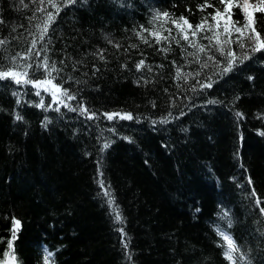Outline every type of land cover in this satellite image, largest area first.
<instances>
[{
  "label": "trees",
  "instance_id": "obj_1",
  "mask_svg": "<svg viewBox=\"0 0 264 264\" xmlns=\"http://www.w3.org/2000/svg\"><path fill=\"white\" fill-rule=\"evenodd\" d=\"M54 2L61 10L42 45L47 13L55 14L48 0H0V39L6 41L0 65L15 63L16 72L28 73L25 79H43L44 69L35 65L47 57L59 70L53 83L75 96L57 92L53 102L51 85L45 91L0 80V264L10 251L15 264H43V246L54 264H229L218 237V229L228 227L246 263L262 264L264 48L251 49L264 41V12L254 13L255 33L233 32L230 43L217 37L225 53H235L225 72L227 57L204 39L223 31L207 30L215 26L209 14L224 8L220 0H207L211 6L203 10L206 0ZM241 9L230 10L240 26L246 23ZM157 12L169 17L156 19ZM185 33L205 47L199 62ZM34 38L32 58L20 59ZM208 78L211 87L202 88ZM65 103L83 104L100 118L87 119ZM103 113L133 119L110 121ZM101 178L114 192L126 237L101 194Z\"/></svg>",
  "mask_w": 264,
  "mask_h": 264
},
{
  "label": "snow or ice",
  "instance_id": "obj_2",
  "mask_svg": "<svg viewBox=\"0 0 264 264\" xmlns=\"http://www.w3.org/2000/svg\"><path fill=\"white\" fill-rule=\"evenodd\" d=\"M49 4L51 5V7L53 9H55V14L52 12H48L46 19L44 21V26L43 28L40 30V36H39V40L41 42V44L43 45L44 40H45V35L48 32V26L50 22H54L55 20V15H58L60 12V7L54 2V0H48ZM76 0H66V4L65 6H67V4H72L75 3ZM261 4H264V0H260ZM21 3H23V0H21ZM40 3L43 4L44 0H40ZM220 3L224 5L223 10L221 11L220 9H216L214 11L213 14H209L211 16V19L213 21H215V26L213 25H209L208 26V31H213V27L220 29L222 28V32L216 31L213 32V36L211 37H204V39H207L209 41V47H216V50L219 51L221 53V55H225L227 57V66L223 69V71L227 72L229 70L232 69V67L234 66V62H235V53L229 49L226 53L225 50L222 46H218L221 45V41L219 39H217L218 36L223 35L226 37V39L223 41V43H230L231 42V34L233 32L235 33H243L245 30L251 29V31L253 33H255V29L252 28V25L255 23V19H254V14L253 12H250L249 9V5H248V0H244V5L242 7V11L245 13V20L246 23L243 24L242 26H240L238 24V22L236 21H232L231 20V8L233 6L236 7H240L239 3H235L234 4V0H220ZM211 5H209L207 3V0L205 2L204 5L201 6V10H203V8L205 7H209ZM25 7H27V5H25ZM37 11H45V9L42 8H38ZM254 11H258V12H264V7H257L254 9ZM161 17L167 18L169 17V13L167 12H157L155 14V18L159 19ZM35 17H33L34 19ZM179 20L183 21L184 24L188 25V29L191 30L193 28V26L191 24L188 23L187 19L184 18L183 16H181L179 18ZM2 22V21H0ZM172 23L179 28V24L178 21L173 19ZM207 23V18H205L204 20L201 21V23L199 25H196L195 30L191 32V36L195 37L197 32L201 31L204 29V25ZM144 31H148L147 29H144ZM169 34L171 33V30H168ZM138 36L141 35V33H137ZM150 35H154V33H150ZM167 39V37L165 38ZM182 39H184L185 41H188V46L189 47H196L198 49L197 52L194 53H190V55H193L196 57L197 62H199V55L198 53H202L205 51V47L202 45H196L194 40H190L189 39V35L188 34H184L182 36ZM216 40V44L213 45L212 41ZM249 40H252V37L249 36L248 37ZM256 40H259V34H256ZM50 43V39L48 41ZM236 42L238 43L239 47L241 49L245 48V44L243 43V41L241 40V38L238 36L236 38ZM6 43L5 40L0 39V45H4ZM145 43H147V40H145ZM157 43H159V39L157 40ZM36 44L37 41L34 38L31 44V47L27 50L26 54L24 56H20V54H17V56L20 59H31L32 55H33V49L36 48ZM117 47H119V45H117ZM261 48H264V41H260L258 44L254 43V46L252 47V51H259ZM163 50V49H162ZM36 57L39 58V51L36 52ZM245 59H248L249 57L247 55H245L244 57ZM13 60H15V58H13ZM208 60H213L212 56L208 57ZM242 62V61H241ZM144 65V61L141 60L138 65H137V70L139 71L140 68ZM18 67V65H16L15 63H13V66L11 68H5L2 65H0V80L6 79V78H11L15 83L20 84V83H28L31 84L33 87L40 89V88H44L45 91H49L50 89L45 87L46 85H51V90H52V97H53V102H55L57 100V96L56 93L60 92L61 95L63 97H66L68 100H72L75 99L74 95H70L69 92L65 89L62 90L61 87L55 83H53V80L55 79L54 77H52V73L53 72H57L59 71L56 68L55 63L53 62L51 65H49L48 63V59L47 57H45L43 59V61L41 63H38L35 65L36 68H43L46 76L43 79H33V78H27L25 79V77L28 76L27 72L24 73H18L16 72L14 69ZM28 67H33V65H28ZM201 67H207V63H204L201 65ZM150 70V69H149ZM188 75H191V73H189ZM197 76L200 75L199 72L196 73ZM51 77V78H50ZM177 78H181L180 77V71H177ZM186 79V77H185ZM147 82V81H145ZM211 78H208V82L207 83H201V87H211ZM37 95H40L39 91H37L36 93ZM61 103H63V100L60 101ZM209 103H216V101H209ZM39 107H44L43 104V100H41V103L38 105ZM64 107H68L71 111H77L79 112L81 115H86L87 119H99L100 116H98L96 114L95 111L90 110L88 107L84 106L83 104H79L76 107H72L69 104H64ZM57 111H59V108L56 109ZM103 116H106L108 120H112L114 117L118 116L120 119H128L131 120L133 119V116L131 113H125V114H121V113H103ZM240 113H237V116H240ZM17 119H22L21 116L17 115L16 117ZM166 122L164 120L161 121ZM155 123V122H154ZM261 135H264V133H261ZM110 145L108 143H105L103 145V148H108ZM100 176L103 177V173H100ZM99 186L102 189V195L106 198V203L109 205V207L112 210V214L114 217V222L116 224L121 225V227H119L117 229V231H119L122 235V237H126V233L124 232V228H123V224H124V218L122 213L119 211V207L116 204V200H115V195L114 192L111 188L110 184H105V181L103 178H101L99 181ZM249 183H251V179H249ZM254 194V193H253ZM256 203L259 205L261 203L260 200H257ZM261 213H264V208L260 209ZM231 222H229V226H230ZM19 227V221H14V228H18ZM220 234L222 235L223 239L228 243V247L224 252V256L226 259H228L231 264H239V261L244 260V255H240V256H234L233 253H238L241 251L240 247L235 243V241L232 239V237L226 233H224L223 231L220 232ZM16 238V234L15 231H13V235H12V240H15ZM124 247L127 248L128 247V242H124ZM8 248L11 250L12 249V241H9L8 244ZM5 256H11V259L14 261L15 260V255L10 251L8 253H5ZM52 261V264H54V260H53V254L47 252V250H45V264H49V261Z\"/></svg>",
  "mask_w": 264,
  "mask_h": 264
},
{
  "label": "rangeland",
  "instance_id": "obj_3",
  "mask_svg": "<svg viewBox=\"0 0 264 264\" xmlns=\"http://www.w3.org/2000/svg\"><path fill=\"white\" fill-rule=\"evenodd\" d=\"M238 0H234V3H237ZM249 9L253 10L254 7H264V4H261L260 0H248Z\"/></svg>",
  "mask_w": 264,
  "mask_h": 264
},
{
  "label": "bare ground",
  "instance_id": "obj_4",
  "mask_svg": "<svg viewBox=\"0 0 264 264\" xmlns=\"http://www.w3.org/2000/svg\"><path fill=\"white\" fill-rule=\"evenodd\" d=\"M70 7V6H69Z\"/></svg>",
  "mask_w": 264,
  "mask_h": 264
}]
</instances>
